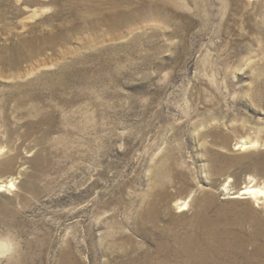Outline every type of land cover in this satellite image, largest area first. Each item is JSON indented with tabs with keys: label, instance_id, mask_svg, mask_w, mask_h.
I'll return each instance as SVG.
<instances>
[{
	"label": "rangeland",
	"instance_id": "374dc122",
	"mask_svg": "<svg viewBox=\"0 0 264 264\" xmlns=\"http://www.w3.org/2000/svg\"><path fill=\"white\" fill-rule=\"evenodd\" d=\"M248 186L264 0H0V264H264Z\"/></svg>",
	"mask_w": 264,
	"mask_h": 264
},
{
	"label": "bare ground",
	"instance_id": "6f19581e",
	"mask_svg": "<svg viewBox=\"0 0 264 264\" xmlns=\"http://www.w3.org/2000/svg\"><path fill=\"white\" fill-rule=\"evenodd\" d=\"M10 186H13L12 183H10ZM262 196H264V192L262 190H260V189H254V188H252V186H248V187L243 188L236 196H233L231 198L252 199V200H254L255 203H258L259 197H262ZM186 206H187V204L186 203H183L181 205V207H180L181 210L183 211L184 209H186ZM246 212L248 214H250L248 208H246ZM206 213H207V210L203 211L202 214L204 216H206ZM196 222L197 221H195L194 223H192V229L194 231L196 229ZM219 226H220L219 223H215V225H213L214 228H218ZM211 230H212V227L209 229V231H211ZM193 258L192 257H189V256L184 257L183 260H182V262H184V263L185 262H191V264H192V259ZM211 261L212 260H210L209 258H204L202 260L201 259H197L196 262H195V264H210L209 262H211Z\"/></svg>",
	"mask_w": 264,
	"mask_h": 264
}]
</instances>
